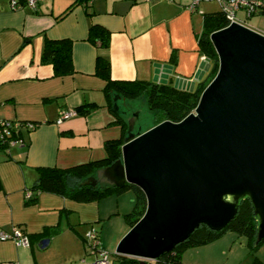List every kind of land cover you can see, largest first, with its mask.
<instances>
[{"label":"crops","instance_id":"1","mask_svg":"<svg viewBox=\"0 0 264 264\" xmlns=\"http://www.w3.org/2000/svg\"><path fill=\"white\" fill-rule=\"evenodd\" d=\"M16 1L13 7L12 0H0V117L31 121L35 126L21 127L18 141L6 150L0 148V231L16 227L29 237L60 223L59 232L42 235L49 237L47 245L54 243L64 255V260L53 264H77L86 260L80 233L90 224L99 223L102 228L108 218L128 211L121 193L78 200L43 191L34 203L25 202V193L37 178L38 166L65 167L102 158L104 141L123 140L126 134L109 107L105 79L95 71L99 49L87 38L90 24L109 32L106 53L113 79L139 78L194 89L211 67L198 46L202 12L217 8L209 9L202 0L193 10L188 9L190 0H82L73 5L72 0H41L36 7ZM258 14L264 15H253ZM44 35L72 40V73L56 75L50 63L40 61ZM84 102L95 105L56 123L60 109ZM120 111L128 118L126 109ZM37 242L29 239L28 245H21L0 238V263L38 264L41 248ZM263 247L257 250L260 258H264ZM214 253L195 255L190 247L182 259L218 264ZM250 261L248 257L244 264Z\"/></svg>","mask_w":264,"mask_h":264},{"label":"water","instance_id":"2","mask_svg":"<svg viewBox=\"0 0 264 264\" xmlns=\"http://www.w3.org/2000/svg\"><path fill=\"white\" fill-rule=\"evenodd\" d=\"M210 39L218 69L195 108L142 131L134 130V113L121 157L83 182H128L143 190L145 211L115 247L139 264L170 250L199 223L223 227L246 196L258 219L257 238L264 235V33L232 22ZM48 241L40 238L38 247Z\"/></svg>","mask_w":264,"mask_h":264},{"label":"trees","instance_id":"3","mask_svg":"<svg viewBox=\"0 0 264 264\" xmlns=\"http://www.w3.org/2000/svg\"><path fill=\"white\" fill-rule=\"evenodd\" d=\"M82 0H72L74 2ZM84 1V0H83ZM70 5V6H71ZM69 6V7H70ZM69 7L57 16V19L66 13ZM227 20L224 12L217 8L202 12V29L198 34V46L200 52L205 54L211 62L207 75L197 84L194 89H187L165 82H155L146 79L135 78L132 80L113 79L110 76V64L106 53L109 42V32L100 25L90 24L88 40L94 43L99 49L96 55L95 71L105 79L103 90L108 98L110 108L114 110L116 121L126 130L127 118L123 117L119 109L113 108V96L119 93L121 97L135 98L141 94L145 95L146 104L152 111V123L156 124L164 119L178 121L192 111L200 97V94L208 82L213 78L218 69V55L210 39V33L225 26ZM104 50V51H101ZM42 63H50L54 74L64 75L73 72L72 64V40L67 37L51 38L44 35L43 45L40 54ZM95 104L84 102L76 106L77 113H85ZM6 119V118H5ZM10 120V119H9ZM21 128V127H20ZM10 128L9 133L0 136V148L8 149L11 140L17 139V131L20 129ZM17 142V141H16ZM15 142V143H16ZM121 138H109L104 141L105 155L99 159H91L84 162L72 164L65 167L59 166H38L37 178L27 188L30 195L25 197L26 203H34L39 193L46 191L78 200L100 199L110 194H120L130 189L134 195L132 208L124 213L128 228L141 217L146 208V196L143 190L133 184L126 182L122 187L115 186L106 181H98L95 184L83 183L88 176H96L99 168L111 164L121 157ZM3 189L0 178V190ZM91 225V224H90ZM89 225V226H90ZM96 228V242L90 247L87 244L85 233L83 237L86 253L90 254L92 249H103L100 238V230ZM258 219L255 214L252 202L248 196L238 202L234 216L221 228H212L206 223H199L190 235L184 240L176 243L170 250L158 255L156 258L148 259L144 264H203L196 261H184L182 253L189 247L198 246L210 242L227 231H233L248 248L252 254L250 264H264V260L258 257L257 250L264 242V235L257 238ZM73 229L74 224H71ZM60 231V223L47 226L40 232L29 234L30 242L39 240L42 235L51 236ZM108 264H139L138 257L111 252Z\"/></svg>","mask_w":264,"mask_h":264},{"label":"rangeland","instance_id":"4","mask_svg":"<svg viewBox=\"0 0 264 264\" xmlns=\"http://www.w3.org/2000/svg\"><path fill=\"white\" fill-rule=\"evenodd\" d=\"M202 1L208 4V7H210L209 9L219 8V3L217 2V0ZM241 14V11H239V17L241 16V18H243L248 25L255 28H264V25L262 24L264 22V15H252L251 17L246 18ZM117 106H119L118 109H126L128 118L131 117L134 113H137V117L134 122V130H136L139 126L144 127L149 123L153 122V113L146 104V98L144 94H141L135 98L122 97L117 103ZM120 195H122L123 197L122 204L126 207L124 209L130 210L132 208L134 199L132 190L127 189L123 191ZM124 213L125 212H120L108 218L102 228L99 223L97 224L100 230L101 242L104 246L102 250L105 251L108 257H110L111 252L115 251V247L118 241L128 230V225L124 218ZM122 224L124 228H122ZM123 231L125 232L123 233ZM119 236L120 238L115 243L114 240L117 239ZM240 241L241 236H238L233 231H227L223 233L220 237L210 242L198 246H193L192 251L195 255L204 254L206 251H211L212 254V251H214L215 253L213 259L214 261L218 262V264H244L246 263V259L248 257H252V254L248 251V248L245 245L241 244ZM263 246L264 242L262 244V247ZM39 252L40 253L38 258V264H53L56 261L64 260V255L61 252V249L59 247L54 246V243L47 245L46 247H41V249H39ZM96 253L99 256H102L101 251H97ZM84 255L86 257L85 262H90L95 256V253H85ZM257 255L258 257H260L259 254ZM189 257H191V254H189ZM261 259L264 260V258Z\"/></svg>","mask_w":264,"mask_h":264},{"label":"built area","instance_id":"5","mask_svg":"<svg viewBox=\"0 0 264 264\" xmlns=\"http://www.w3.org/2000/svg\"><path fill=\"white\" fill-rule=\"evenodd\" d=\"M25 3L31 7H36L38 2L41 0H24ZM201 0H190L188 4V9L193 10L195 9L198 2ZM219 3V8L224 12L226 17V24L225 26L229 25L232 22H238L242 24L248 25L244 19L239 17L238 12H243L245 17H249L253 14L257 13H264V0H217ZM18 2L16 0H12V6L16 7ZM250 26V25H249ZM252 27V26H250ZM254 28V27H252ZM256 29V28H254ZM259 30V29H257ZM262 33H264V30H259ZM205 58L210 60L205 54H203ZM77 114V111L75 108H62L59 111V115L56 119V123H61L64 119ZM27 127V128H33L35 124L31 121H22V120H9L5 118L0 117V136L2 137L5 133H9L10 127L11 129L14 127L16 129L20 127ZM18 141V139L11 140V143H15ZM30 191L26 190L25 196H29ZM85 235L87 238V244L90 245V247L93 245L94 242H96V228L91 224L87 227L85 231ZM0 238L1 239H11L16 244L21 245H28L29 244V237L28 234L16 227H13L11 230H1L0 231ZM101 251L102 256H99L96 252ZM95 253V256L88 264H108L109 263V257L105 253L104 250L97 249L90 252V254ZM0 264H18L16 260H7L3 261Z\"/></svg>","mask_w":264,"mask_h":264}]
</instances>
